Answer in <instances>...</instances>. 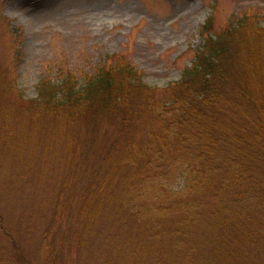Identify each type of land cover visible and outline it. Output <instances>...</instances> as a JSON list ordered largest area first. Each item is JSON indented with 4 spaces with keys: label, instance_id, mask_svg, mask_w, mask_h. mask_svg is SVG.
Masks as SVG:
<instances>
[{
    "label": "trees",
    "instance_id": "1",
    "mask_svg": "<svg viewBox=\"0 0 264 264\" xmlns=\"http://www.w3.org/2000/svg\"><path fill=\"white\" fill-rule=\"evenodd\" d=\"M236 32L241 33L239 39ZM254 34L264 37V27L247 16L217 34L203 25L202 45L192 64L183 69L179 81L161 89L147 86L132 64L114 57L83 77V84L80 74H58L55 81L43 75L27 112L71 123L84 119L83 138L90 142L86 158L93 171L114 166L123 173L120 180L93 189L94 199L91 187L84 199H71L67 184L61 183L50 205L55 222L60 225L67 217L68 228L59 227L57 235L48 224L52 233L39 244L53 260H59L60 250L73 248L80 228L88 229L93 219L105 220L103 211L116 206L111 217L118 223L129 218L128 224L136 228L135 240L125 243L127 234L121 236L120 231L114 239L106 238L99 264H220L222 257L240 260L239 264L246 259L264 264V122L253 134L233 124L240 106L256 95L249 77L253 67L259 70L251 49ZM242 72L246 82L240 89ZM5 86L0 80V88ZM260 93L263 101L264 90ZM2 112L0 135L11 127L3 118L7 112L1 117ZM255 127L257 123L252 131ZM100 135L105 140L102 151L95 147ZM212 219L221 229L214 256L207 260L201 253L202 238L192 241V234L203 220L210 227ZM0 240L12 244L6 253L2 250L7 247L0 245V264L42 263L37 254L36 259L22 255L6 224L0 225ZM119 248L127 254L116 256ZM143 248L146 252L138 256Z\"/></svg>",
    "mask_w": 264,
    "mask_h": 264
},
{
    "label": "rangeland",
    "instance_id": "2",
    "mask_svg": "<svg viewBox=\"0 0 264 264\" xmlns=\"http://www.w3.org/2000/svg\"><path fill=\"white\" fill-rule=\"evenodd\" d=\"M246 16L258 21L262 29L264 0H0V80L6 83L0 88V109L1 117L7 112L3 118L11 125L0 135V225L6 224L13 232L23 256L36 259L37 254L42 263L48 264H99L96 260L106 238L114 239L119 231L124 236L125 232L126 243L136 236L129 218L118 223L111 217L115 206L103 211L105 220L98 223L93 219L88 229L80 228L76 244L69 250H60L59 260H53L39 246L52 233L48 224L56 228L53 233L57 235L59 227L64 231L68 228L67 217L63 216L60 225L55 222L50 205L62 182L67 184L71 199H84L90 187L89 195L94 199L93 189L106 187L123 176L114 166L104 172H99L102 167L97 166L93 171L86 158L90 142L83 138L84 119L71 123L27 112L43 75L55 81L67 72L72 76L80 74L79 83L83 84V77L114 57L112 60L122 58L132 64L147 86L165 88L179 81L183 69L192 64L202 45L203 25L217 34ZM234 35L239 39L241 33ZM251 49L259 67H253L249 74L256 95L240 106L233 124L238 129L247 127L253 134L264 122V100L258 98L264 90V37L254 34ZM245 82L244 77H239L240 89ZM256 123L259 127L252 131ZM104 143L102 135L95 139L99 151L104 149ZM101 173L106 174L102 176L105 183H101ZM73 219L78 220L76 215ZM11 224L17 227L18 234ZM207 224L208 220H203L196 226L192 241L202 238L201 253L208 260L214 256L213 245L221 227L213 219L210 227ZM8 241L0 240V245L7 247L3 253L12 248ZM121 251L127 254L126 249L119 248L116 256ZM145 252L146 248L140 249L138 256ZM246 260L243 264H256ZM240 262L222 257L220 264Z\"/></svg>",
    "mask_w": 264,
    "mask_h": 264
}]
</instances>
